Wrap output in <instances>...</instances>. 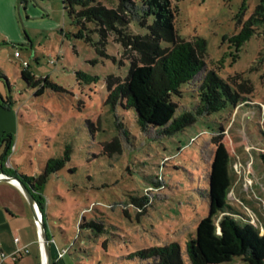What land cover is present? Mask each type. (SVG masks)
Segmentation results:
<instances>
[{
    "label": "rangeland",
    "instance_id": "374dc122",
    "mask_svg": "<svg viewBox=\"0 0 264 264\" xmlns=\"http://www.w3.org/2000/svg\"><path fill=\"white\" fill-rule=\"evenodd\" d=\"M259 1L171 0L178 33L204 38L207 48L206 68L173 96L175 117L194 111L209 69L225 78L242 72L254 89L234 110L228 106L167 133L142 127L133 107L108 102V76L125 78L131 66L112 34L104 40L90 22V39L79 36L63 0H0V107L13 113V121L0 123V171L3 165L37 175L49 158L69 151L43 194L48 233L73 264H148L133 254L173 241L190 264L187 242L209 213L214 190L242 224L264 236V27L242 45L230 40ZM131 26L147 32L136 20ZM24 60L37 78L48 76L59 88L37 94L40 85L21 75ZM221 143L225 186L215 183ZM92 220L102 227L81 228ZM250 250L224 264H258Z\"/></svg>",
    "mask_w": 264,
    "mask_h": 264
},
{
    "label": "trees",
    "instance_id": "16d2710c",
    "mask_svg": "<svg viewBox=\"0 0 264 264\" xmlns=\"http://www.w3.org/2000/svg\"><path fill=\"white\" fill-rule=\"evenodd\" d=\"M63 2L65 11L79 27V36L89 40L88 23L95 22L104 40L112 34L114 40L121 44L123 56L130 59L131 66L125 78L108 76L107 100L113 105L121 103L133 107L142 127L156 126L167 133L183 130L195 123L199 116L219 112L228 106L234 110L241 102L247 101L246 93L254 89L252 81L242 72L225 78L215 69H209L198 83L199 99L194 111L175 117L177 103L173 96L182 94V86L194 81L206 68L207 48L204 38L197 37L191 41L178 33V9L171 0H110V6L103 0ZM133 20L146 27L147 32L136 33L131 26ZM258 25L264 27V0L259 1L253 14L230 40L237 45L244 44L257 32ZM21 75L28 84L40 85L37 94H42L46 87L59 88L48 76L37 78L29 66H24ZM12 142L13 135L10 134L8 150L13 147ZM222 147L223 143L217 154L215 183L225 186L223 166L226 155ZM261 157L264 163V153ZM69 160V151L66 150L61 157L49 158L42 171L32 176L19 174L17 169H5L3 165L2 170L19 176L29 186L46 219L44 185ZM227 209L228 204L220 201L214 190L209 213L199 220L195 236L187 242L190 264H224L247 246L251 249L250 256L259 260L256 263L264 264V236L259 237L252 225L242 224ZM80 226L100 229L102 224L92 220ZM133 256L149 260L148 264H186L181 245L176 241L149 246Z\"/></svg>",
    "mask_w": 264,
    "mask_h": 264
},
{
    "label": "crops",
    "instance_id": "0c3cea01",
    "mask_svg": "<svg viewBox=\"0 0 264 264\" xmlns=\"http://www.w3.org/2000/svg\"><path fill=\"white\" fill-rule=\"evenodd\" d=\"M37 63L39 64V61ZM6 117L13 121V113L8 114L5 108L0 107V123ZM10 124L9 128L12 129L13 122ZM48 236L50 241H55L51 242L54 264H73L66 253L59 256L64 247L58 245L54 236L50 237L49 233ZM17 250L21 253L16 254ZM0 264H44L33 211L18 186L6 181L0 182Z\"/></svg>",
    "mask_w": 264,
    "mask_h": 264
},
{
    "label": "water",
    "instance_id": "95a60500",
    "mask_svg": "<svg viewBox=\"0 0 264 264\" xmlns=\"http://www.w3.org/2000/svg\"><path fill=\"white\" fill-rule=\"evenodd\" d=\"M11 182L18 186L26 197L34 215L36 225L39 230V237L41 242V248L43 252L44 264H54L51 253V241L48 236V229L46 225V219L44 211L42 210L36 197L30 190L29 186L17 175L9 174L3 170L0 171V182Z\"/></svg>",
    "mask_w": 264,
    "mask_h": 264
},
{
    "label": "built area",
    "instance_id": "2783aa9c",
    "mask_svg": "<svg viewBox=\"0 0 264 264\" xmlns=\"http://www.w3.org/2000/svg\"><path fill=\"white\" fill-rule=\"evenodd\" d=\"M16 55H17V56L20 55L18 51L16 52ZM23 65H24L25 67H28V66H29V62L25 60V61H23ZM9 164H10V163H9ZM16 241H18V238H16ZM51 242H52V243L55 242L54 239H52ZM26 251H27V250H26ZM66 252H67V250L62 249V250L59 252V256H60V257L63 256ZM20 253H21V251H20V250H17L16 254H20ZM4 257H5V254L3 253L2 258H4Z\"/></svg>",
    "mask_w": 264,
    "mask_h": 264
}]
</instances>
